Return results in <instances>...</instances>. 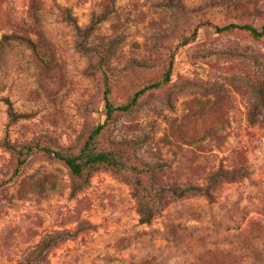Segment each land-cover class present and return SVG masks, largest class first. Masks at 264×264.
Returning <instances> with one entry per match:
<instances>
[{
    "label": "rangeland",
    "instance_id": "obj_1",
    "mask_svg": "<svg viewBox=\"0 0 264 264\" xmlns=\"http://www.w3.org/2000/svg\"><path fill=\"white\" fill-rule=\"evenodd\" d=\"M72 23L94 25L104 60ZM229 24L264 25V0H0V264H45L42 242L46 264H264V38L216 33ZM105 76L114 106L147 90L98 149L149 170V225L126 173L80 188L26 155L77 153L104 123Z\"/></svg>",
    "mask_w": 264,
    "mask_h": 264
},
{
    "label": "trees",
    "instance_id": "obj_2",
    "mask_svg": "<svg viewBox=\"0 0 264 264\" xmlns=\"http://www.w3.org/2000/svg\"><path fill=\"white\" fill-rule=\"evenodd\" d=\"M97 20V19H96ZM95 20V21H96ZM93 21V20H92ZM94 21V22H95ZM74 26V29L76 31V35L79 39V42L77 44V48L87 54V55H93L97 56L99 55L100 62L104 60L105 55H101L100 52L97 51H90L87 50V40L89 35L91 34L90 30L94 28V25L91 24V26L87 29L82 31L81 28H79L75 23H72ZM216 33L223 34V33H229L234 31H243L246 32L252 39L254 40H261L264 38V25L261 27H253L251 25H227L222 28L215 29ZM188 39L184 40L182 42V46H186L188 44ZM99 62V63H100ZM100 65V64H99ZM102 70V69H99ZM169 79V74L167 73L165 76V80ZM156 87V86H154ZM103 88H104V108H105V120L104 123L97 126L88 139L84 142V144L81 146L79 151L75 154L71 153H65V152H58L53 151L48 148H40L39 146H28L26 148V155L31 154L34 149L37 151L48 155L49 157H52L56 160L61 161L64 166L67 168V170L70 172L72 180L76 183L77 187L82 188L85 186L88 182V179H90L93 172L97 171L98 169H108L117 173H126L130 176V180L133 183L134 186V197L137 201L138 206V214L140 217V224L142 225H149L154 218V211H153V197L150 196L146 190H142V180L145 178H141V175H148L150 174L148 169H142L140 163H134L132 160H130V157L127 156V151L122 148L119 151L116 149L111 150H99L98 146V140L100 137L105 133L107 126L114 120L115 115H125L129 114L133 111V109L137 106V103L140 97L144 95V93L147 91L146 89L141 90L137 92L133 98L127 103L119 106H114L110 102H108V96L110 94V89L108 85V80L105 76L103 81ZM149 89V88H147ZM150 90V89H149ZM258 95L260 94V100L258 101L259 104L264 106V96H263V90L260 88L257 89ZM6 104L8 105V115L11 121H17L18 119L24 117L16 115L11 107V104L9 101H6ZM17 165L14 172V176L18 174V171L23 165L26 163L25 159H22V153L18 152L17 154ZM130 160V164L128 163ZM138 165V168L135 165ZM47 250V246L44 245L42 242L37 246L36 251H34L32 254L37 258L39 263H47L45 261V252ZM32 261H35L33 259ZM143 264V263H142ZM148 264V262L144 263Z\"/></svg>",
    "mask_w": 264,
    "mask_h": 264
}]
</instances>
